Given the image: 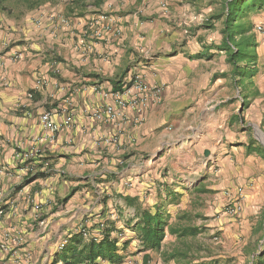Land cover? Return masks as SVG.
I'll use <instances>...</instances> for the list:
<instances>
[{"label": "crops", "instance_id": "1", "mask_svg": "<svg viewBox=\"0 0 264 264\" xmlns=\"http://www.w3.org/2000/svg\"><path fill=\"white\" fill-rule=\"evenodd\" d=\"M71 1L63 9L73 28L52 31L53 10L41 7L23 17L33 25L25 43L8 35L1 47L0 56L21 52L24 59L8 62L2 71L7 86L0 84V165L7 168L0 177V206L6 211L0 238L7 229L22 233L30 258L22 252L21 264H61L65 240L80 230L97 233L98 224L107 221L130 241L123 264H144L147 254L149 264H155V255L176 264L165 263L161 253L142 252L134 231L143 211L155 213L165 205L170 225L200 233L182 242L167 233L162 252L185 247L194 263L224 264L216 252H205L212 244L233 245L237 264H253L264 251V147L253 136L255 84L239 87L220 50L225 0H168L166 13L155 0H106L102 8L112 6L121 31L119 37L107 34V41L87 36L91 30L85 26L94 16L69 14ZM135 73L165 84L163 102L146 112L142 124L124 129L122 150H97L93 139L117 130L90 119L105 102L82 88L101 83L117 89ZM217 74L225 76L214 79ZM38 80L45 83L36 89ZM65 99L74 103L75 128L63 130L53 144L39 141L40 115ZM34 143L44 152L34 160L36 175L23 180L14 154ZM45 161L52 168L48 173ZM240 196L241 214L228 216L227 206ZM31 201L45 205L46 228L35 221Z\"/></svg>", "mask_w": 264, "mask_h": 264}, {"label": "built area", "instance_id": "2", "mask_svg": "<svg viewBox=\"0 0 264 264\" xmlns=\"http://www.w3.org/2000/svg\"><path fill=\"white\" fill-rule=\"evenodd\" d=\"M157 5L166 13L169 9L168 0H155ZM101 13V14H100ZM96 18H93L90 22V37L97 41H107V34H112L116 37L121 35L120 29L116 26L114 18L100 12ZM51 21L60 22L67 26L68 19H59L55 15L50 17ZM39 25V21L36 23ZM24 59V54L19 52L10 56H0V84L7 86V80L2 74V71L8 65V62H16ZM56 75L59 74L57 68L54 69ZM44 80H38L36 83V89L43 86ZM59 87V84H58ZM62 92L69 93V89L65 86H61ZM84 91H91L96 95H100L105 104L96 110H93L90 114V119L95 123H99L105 126H112L116 128V133L113 135H101L96 136L93 139V145L97 150H108L114 149L115 151L122 150L121 136L124 129L128 125H139L144 122L145 114L151 108L162 104L166 86L162 82H150L142 73H135L129 78L124 79L120 82L117 89L107 90L101 83H96L91 86L90 90L88 87H83ZM34 98L33 93H29L27 96L28 100ZM39 123L43 130V136L39 141H44L49 144H53L58 140L60 133L64 130L72 131L75 128V111L74 103L71 99H65L62 104L52 110H46L39 117ZM43 148L39 147L34 143L30 150L16 151L14 154V161L20 165L22 170L21 178L24 180L27 177L36 175V166L34 160L37 157L43 155ZM49 162L43 163V172L48 173L51 170ZM7 172V168L4 165H0V177ZM131 185V184H130ZM1 188V181H0ZM242 196V194L240 193ZM3 196V192L0 190V198ZM237 199L235 204H229L226 208V213L230 217H237L242 212V207L239 200L242 201V197ZM33 201H31L32 203ZM49 203L46 204V206ZM32 206L35 207L37 213L35 221L42 227L48 226L47 218L43 208V204L35 205L33 202ZM6 216L4 207L0 206V222ZM65 240L61 246V249L66 245ZM26 240L22 233L16 228L7 229L2 232L0 238V264H21V253L25 259L30 258V254L25 253Z\"/></svg>", "mask_w": 264, "mask_h": 264}, {"label": "trees", "instance_id": "3", "mask_svg": "<svg viewBox=\"0 0 264 264\" xmlns=\"http://www.w3.org/2000/svg\"><path fill=\"white\" fill-rule=\"evenodd\" d=\"M12 0H0V7L8 9ZM28 10H36L48 0H16ZM106 0H73L69 3V14L88 9L91 2L96 9H102ZM226 12L224 18L221 51H226L227 62L233 67V75L238 85L254 82L259 71L260 46L255 23L251 19L254 15L264 14V0H225ZM73 5V6H72ZM225 74L214 75V79L224 77ZM104 201V200H103ZM105 202V201H104ZM169 214L165 205H159L156 212L143 211L139 221L135 224V233L140 242L142 252L161 253L165 263L174 261L176 264H197L193 262L191 252L187 248H173L162 252L163 243L169 233L176 236L178 242L188 238H195L200 230L195 227L177 228L169 224ZM98 232L80 230L73 234L62 249L61 264H123L130 241L122 240L121 232L111 228L107 221L98 224ZM87 231V232H86ZM116 233V235H113ZM150 255L144 257V264H149ZM253 264H264V255L255 258Z\"/></svg>", "mask_w": 264, "mask_h": 264}, {"label": "rangeland", "instance_id": "4", "mask_svg": "<svg viewBox=\"0 0 264 264\" xmlns=\"http://www.w3.org/2000/svg\"><path fill=\"white\" fill-rule=\"evenodd\" d=\"M176 2L178 4V1H176ZM65 3H67V0H48L41 7L43 9H47V8H49V10L52 9L53 11H50V15L51 14L55 15L56 17H58V20L62 19V18L68 19L64 13L66 11H64V9H63V6L65 5ZM114 3L115 2H113V4ZM90 4H92V3L90 2ZM41 7H39L38 9H40ZM110 7H112V6H110ZM110 7H108V9H107L104 6V8H102V9H96L94 6L90 5V7L86 11H83L82 13H85L86 15L90 14V15L94 16L93 18H96L100 12H105L109 16H114L115 13L113 14V12L110 11L112 9V8L110 9ZM38 9L28 10L21 3H19L16 0H12L9 2L7 10L0 7V52L3 51V48H1V47H3L5 41L7 40L8 35H11V36L14 35V40L17 41L16 44H24L25 43V41H23L25 39V35L28 34L29 32H31L30 29L33 28V25H31V26L27 25V21L25 23H23V17L30 14V13H34ZM78 13L81 14V12H79V11H78ZM139 14H141V13H139ZM251 19L254 22L255 21L257 22V25H255V27L257 26L255 31L258 34V39H259V43H260V46L258 49V53H259V57H260L259 71H258L257 76L254 79V84H255L254 95L250 91L251 95L253 96V102H254L252 104V107H253V115L252 116H253V126H254L253 136H254V141L256 142V144L264 147V115L263 116L261 115V113L264 112V15L263 14L254 15V16H252ZM72 20H73V18L71 20L68 19L69 24L67 26L61 24L60 27H58V25H57L58 22L54 21L55 27L52 29V31L59 32L63 26H65L66 28L67 27L73 28L74 24H72V22H73ZM160 21H162L163 24H166V22H164V20H160ZM20 22L22 24H20ZM90 22L87 24V26H85V28H88V29L90 28L89 27ZM34 26L39 27L36 23ZM165 33H166V31H164V34ZM87 36L90 39H92L90 37V35H87ZM92 40H94V39H92ZM95 41H97V40H95ZM240 85H239V87H240ZM241 86H242V89L244 90V85H241ZM256 86L258 88H261L260 90H262V93L260 91L256 92V90H257ZM249 90H251L250 87H249ZM241 95H242V92L240 91V96ZM189 242H190V244L191 243L195 244V245L197 244L194 240H189ZM213 251L216 252V256L222 257L221 259L227 260V262L224 264H237L238 248H236L235 246L232 245V247L229 248V245H226L225 247L220 246V248H217L216 246H214L212 244L210 251L205 252V255L210 256L209 252H213ZM260 254H264V251L261 250L260 253L255 258H258V256ZM153 258L154 259L152 262H154L155 264H164L159 255H155Z\"/></svg>", "mask_w": 264, "mask_h": 264}]
</instances>
